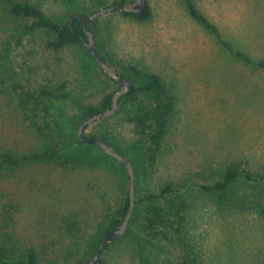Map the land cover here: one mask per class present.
I'll list each match as a JSON object with an SVG mask.
<instances>
[{
	"label": "rangeland",
	"instance_id": "obj_1",
	"mask_svg": "<svg viewBox=\"0 0 264 264\" xmlns=\"http://www.w3.org/2000/svg\"><path fill=\"white\" fill-rule=\"evenodd\" d=\"M30 1L61 23L119 0ZM134 1L125 0V6ZM191 1L235 48L254 61L264 59V0ZM147 2L145 21L116 9L86 23L98 54L117 74L130 83L136 81L130 67L157 74L175 99L152 169L146 167L142 137L126 121L129 103L84 129L129 160L134 175V205L125 231L107 244L101 261L175 260V246L143 237V206H135L169 184L188 203L186 233L200 264H264V216L253 200L264 205V179L235 185L223 200L188 185L190 179L220 178L231 162L264 178V71L229 55L189 16L184 0ZM6 4L0 0V153L55 151L64 141L73 157L95 162L72 167L62 160L40 161L0 172V219L5 207L16 208L10 231L21 249L36 250L40 263L85 264L101 240H94L95 233L109 225L130 180L117 159L94 145H80L77 131L85 108L97 106L117 86L83 45L47 48L51 36L24 33ZM61 84L70 98L49 102L50 132L40 137L22 121L15 87L39 92ZM71 226L75 230L69 233Z\"/></svg>",
	"mask_w": 264,
	"mask_h": 264
},
{
	"label": "trees",
	"instance_id": "obj_2",
	"mask_svg": "<svg viewBox=\"0 0 264 264\" xmlns=\"http://www.w3.org/2000/svg\"><path fill=\"white\" fill-rule=\"evenodd\" d=\"M63 1L72 5L76 4L75 0ZM5 3H7L6 10L8 15L16 20L19 28L24 33L31 34L37 31H45L51 36V39L45 43L47 48L59 51L66 46H84V42L87 41L82 20L75 19L69 22L74 15L66 22L60 23L47 17L42 9L30 0H5ZM184 3L189 16L199 23L229 55L247 66L264 71V59L254 61L246 56L222 37L217 27L204 17L191 0H184ZM117 4L125 5V0L113 3V5ZM121 14L138 21H145L150 17V6L146 0L143 13L140 16L124 11H121ZM87 28L93 35L91 28ZM129 72L135 77L136 81L135 83L129 82L132 88L128 94L122 95L118 99V107H123L125 103H129L128 111L125 114L126 121L142 137L146 167L152 169L159 157L174 111V94L157 74L146 73L134 67H130ZM119 75L125 79L123 74ZM110 80L117 86L116 90L108 93L97 106L90 105L86 107L80 123L110 109L112 96L119 89V83L111 78ZM15 88V106L20 113L22 121L28 127L34 129L40 137H45L51 128L49 102L54 103L70 98L65 93V85L61 84L55 90H41L39 92L23 88L20 85H16ZM84 136L94 138L85 134ZM80 145H83L81 141ZM64 147V141H60V147L55 151H43L21 156H15L9 152L0 153V172L40 161L62 160L63 165L69 166L71 164L70 166L72 167L95 162L94 159L89 161L90 159L82 160L79 157H73ZM113 160L116 161L115 158ZM260 179L264 178L248 174L243 163L231 162L224 167L220 178L204 181L190 179L188 185L204 194L223 200L235 185L250 184ZM175 192L168 184L162 187L158 194L151 192L135 201V206H143L144 225L142 235L150 241L164 242L178 249V256L175 257V260H165L164 264H200L194 245L189 241L186 233L188 203L181 196H175ZM253 200L257 210L264 216V205L255 197ZM128 207L129 196L128 189H126L122 204L112 213L109 225L107 223V225L100 227L95 233V237L93 236L94 240L99 238L102 240L107 233L117 230L126 216ZM5 208L2 214L3 219H0V264H51L49 262L40 263L34 248L21 249L20 244L14 240L10 231L12 214L16 208L12 205H8ZM69 229V233L75 230L73 226L69 227ZM106 249L107 245L103 247L101 254ZM162 250H164L163 247ZM94 264H103V262L99 258Z\"/></svg>",
	"mask_w": 264,
	"mask_h": 264
},
{
	"label": "water",
	"instance_id": "obj_3",
	"mask_svg": "<svg viewBox=\"0 0 264 264\" xmlns=\"http://www.w3.org/2000/svg\"><path fill=\"white\" fill-rule=\"evenodd\" d=\"M145 2H146V0H135L134 5L131 8H128L125 5L117 4V5L107 7L105 9H103L102 11L96 12L92 15H85V16L76 15L70 19V22L75 20V19L82 20L83 29H84V32H85L86 37H87V41L84 43L85 48L88 50L90 56L94 59V61L105 71V73L111 79H113L114 81H116L120 84V89L118 91H116L112 96L110 109H108L102 113H98V114L92 116L91 118L87 119L86 121L80 123L78 131H77L78 138L83 144L94 145V146L102 149L103 151H105L107 154L111 155L115 159H117L122 164H124L126 169H127V173H128L129 180H130L129 187H128L129 207H128L126 216H125L122 224L119 226V228L117 230H112L103 237V239L100 241L95 253L93 254V256L90 259H88L85 262V264H94L97 260H99L101 252L103 250V247L105 245H107L110 241L114 240L115 238H117L123 234V232L125 231V228H126L127 220L130 216V213H131L133 205H134V196H133L134 175H133V168H132L130 161L121 157L117 152H115L113 149L108 147L106 145V143H104L103 141H101L97 138H87L84 136V129L89 124H91L95 120L105 118L107 116L114 114L118 110V99L122 95L128 94V92L132 88V85L128 81L123 79L119 74H117L110 67V65L106 61H104L103 58L98 54L96 47H95L94 37H93L92 33L86 27V23L88 21L102 15L103 13L110 12V11H113L116 9L122 10V11L127 12V13H134L136 16H140L143 13V10L145 7Z\"/></svg>",
	"mask_w": 264,
	"mask_h": 264
},
{
	"label": "flooded vegetation",
	"instance_id": "obj_4",
	"mask_svg": "<svg viewBox=\"0 0 264 264\" xmlns=\"http://www.w3.org/2000/svg\"><path fill=\"white\" fill-rule=\"evenodd\" d=\"M133 5H134V2L132 3V7H133ZM69 22H70V21H69ZM84 43H85V42H84ZM119 89H120V84H119ZM119 89H118V90H119ZM118 90H117V91H118Z\"/></svg>",
	"mask_w": 264,
	"mask_h": 264
}]
</instances>
